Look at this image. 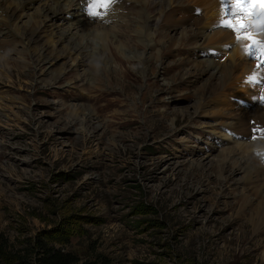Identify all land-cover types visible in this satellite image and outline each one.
<instances>
[{"label":"rangeland","instance_id":"rangeland-1","mask_svg":"<svg viewBox=\"0 0 264 264\" xmlns=\"http://www.w3.org/2000/svg\"><path fill=\"white\" fill-rule=\"evenodd\" d=\"M137 1L116 0V17L100 18V31L115 29L104 42L83 23L80 0L5 5L18 16L15 26L0 18V30L17 39L0 34V264H38L43 247L75 264H264L263 238L249 221L259 200L247 188L257 186L232 164H257L263 191L259 148L245 142L264 138L236 135L230 128L242 113L199 98L215 69L199 80L184 75L230 59L197 51L211 34L201 26L192 38L189 16L161 22L183 8L200 17L198 4ZM72 3L78 9L67 10ZM171 38L177 47L169 51L162 43ZM258 89L241 93L252 99ZM232 103L252 107L256 119L264 110L259 99Z\"/></svg>","mask_w":264,"mask_h":264},{"label":"bare ground","instance_id":"bare-ground-1","mask_svg":"<svg viewBox=\"0 0 264 264\" xmlns=\"http://www.w3.org/2000/svg\"><path fill=\"white\" fill-rule=\"evenodd\" d=\"M185 1H187L186 4H192V3L198 4V5H195V6L202 7L203 14L199 15L200 17H198L197 13L194 12L192 9L183 8V10H180L178 8V6H177V7H174V8L175 9L177 8L178 10H180L181 13L179 11H176L175 15H167L166 18L164 17V19L161 22L165 23L167 25L170 24V23H172V25H176V21L178 19H180L181 23H187V20H185L184 18L189 16L193 20V24L192 25H194V27H197V28H195L197 30V32H195L192 35V38L196 39L197 37H199L200 33H199V29L198 28L201 27V26H203L205 28V30H208V31L210 30L209 33L211 34V35H209L207 37V41L205 42L206 44L211 45V46H208V45L204 46L203 45L204 47L201 46L200 50H197V51L200 52V51L203 50L205 52H210L211 54L214 53V54H217V55L220 54L221 56L224 55L226 57H225V59H223V61L224 60H228V59H230V60H229L228 63L224 61L223 64L219 65V68H214V66L216 65L215 62L210 63V65H203L202 67L200 66V64H194L193 66L192 65L189 66L190 69H185L184 75H187V76L190 75V76H192V78H196V79L199 80L200 77H203V76H205L207 74H210L211 69H215L216 70V74H211V77L209 79L205 80L206 82L198 89L197 95L199 96L200 99L205 101L204 103H206V101H208V99L215 98L216 102L209 100L208 103L212 102V103L216 104L217 105L216 109L218 111L221 110V109H234V110H237L238 112L242 113L243 116L233 118L234 122H233L232 128H230V130L232 132H234L238 136L246 135L247 138H249V136H251V133L253 132L252 127L257 126V125L264 126V110H262L264 108H261V107H258L256 105H254V106H256V109H261L262 110V111L259 112V115H258L259 118L256 119L257 117H255V115L253 116V114H252V113H254L253 110H255V109H252V107L247 108V109L240 108V107L233 108L234 104L232 103V102L235 101V99H242L244 101V103H247V104L251 103V105H253L252 104L253 102H251L249 100L251 98L247 97L246 94H242L241 92H246V93H249V94H253L252 92L256 93L257 91H259L257 86L255 88L254 86H250V85L245 83V78L248 75H250L252 70L255 68V65H253V64H251V63H249L248 61L245 60V55L242 53V48L244 46H246L249 43V41H242V42L238 43L236 41V39H235V34H234V32L232 30L225 29L226 32L225 31L222 32V30H224V28L222 29V27H218L217 26V21H218L220 15H221V8H222V6L220 5V0H185ZM5 2H6L5 0H0V8H1L0 11L2 12V14L0 15V18H3L5 16H7L9 22L13 26H15V24H13L14 23L13 21H15V17H16V15L18 13L16 11L11 13L10 8L8 6H6V10H7L6 12L9 15L6 12H4L3 11L4 7H5V5H7L9 3V0H7V3H5ZM23 2L25 4H29V3H31V0H23ZM137 2H139V1H137ZM140 4H142V6L144 7L148 3L143 0L142 2L140 1ZM8 5H10V4H8ZM118 6H119L118 4H113L111 6V8L109 10H107V14L106 15H109L110 18L116 17V16H113V14L115 12H117V10L119 9ZM23 7L21 6L20 9H23ZM147 7H149V6L147 5ZM69 9H71V11L78 9L77 3L70 4L67 10H69ZM132 9H133V11H131V12L134 13L135 12L134 7H132L131 10ZM193 9H195V11H196V8H193ZM63 11L64 10H62V9L60 11H55L54 15L56 17L59 16V15H62ZM100 11L103 12L104 10H100ZM134 14L135 15L136 14L139 15V13H136V12ZM180 15L183 17L182 18L183 20L181 19ZM142 17H144V13L140 14V18H142ZM83 19H84L83 23L84 22H90V21L92 22V23H89V24H91V27H92V29L95 32H98L97 35L100 38V40H102L103 42L105 40H109L111 34H113L115 36V29H113L111 27H108V29L106 27H102L103 29L106 28V30L104 29V31L103 30L100 31L101 25L103 24L102 23L100 25V23L98 22L100 20V18H92L86 12H84ZM149 19H150V17H149ZM142 20H143V18L140 20V22L144 26L141 27V29L144 30L145 26H146V23L144 24L142 22ZM9 22L4 24V26L6 28L11 27ZM145 22H147V21L145 20ZM124 24L126 26H128L131 23L127 20V23H124ZM0 34H4L3 38L7 39V40L11 39L10 35H12V40L14 38V40H15L14 42L17 41V39L15 37H13L14 35L9 33V32L3 33V31L0 30ZM27 35H26V37H27ZM122 35H124V34H122ZM138 35H140V34H138ZM252 35H253L254 39L264 40V32L258 33V34H252ZM125 37H127V36H125ZM14 42H11L10 44H14ZM161 43H162V41H161ZM10 44H8V45H10ZM17 44H19V43H16L14 45L16 46ZM162 45H163V47L165 49H168L169 51H171V49L177 47L176 43L174 42V39H172V38L169 39L168 42L164 41L162 43ZM10 46L12 47V49H9L8 53H9V51L15 49L13 45H10ZM120 49H122V48H120ZM120 49L118 47V50H120ZM0 51H2L1 47H0ZM119 53L121 54L122 51L121 52L119 51ZM230 53H231V55H230ZM229 55H230V57H229ZM249 61H251V60H249ZM251 62H254V61H251ZM218 75H219V77L215 81L214 78L216 76H218ZM187 76H184L185 79H187L186 78ZM185 79H183V80L185 82H189V84L193 85L194 83H196L195 80L192 81L190 78L187 79V80H185ZM190 87H192V86H190ZM246 87H249V89H245ZM228 97H233V99L229 100L228 104H221V103L218 102V99L227 100ZM237 97H239V98H237ZM80 111H82V109H80ZM80 111H78L77 109H74V111L72 113H74L76 115H80L81 113H78ZM85 111L87 112V110H85ZM225 113H227V112H225ZM227 114H229V113H227ZM89 115L90 114L88 113V116ZM245 118H250V119L255 120V121H251V120L249 121V123L250 124L251 123L254 124V126H251V127L246 126L245 125ZM245 143L248 144L249 146H251L252 148L262 149V147L264 146V141H260V140L250 141V140L247 139ZM245 147L246 146L244 145L243 146V150L244 151L246 149ZM246 150H248V149H246ZM233 152H234L233 150L224 152L223 163L220 165V167L218 166V169H221L222 171L226 170L224 168V166L228 167V163L234 158L233 157V158L229 159V155H233L232 154ZM243 161L244 160H241V161H238V162L235 161L232 164L234 166H236L240 171H242V173L245 175V177L247 178V180L251 184V186L252 185L253 186H257L255 188L254 187H248L247 188L248 194H250L249 198L253 194H256V197L253 196V198H250V199H253V201H256V199L259 200L258 201L259 205L257 204L258 208H256L257 210L256 209L254 210L255 213L251 214L252 217L251 218L249 217L250 218L249 221L255 227L256 231H255L254 236L257 237V238H263L259 243H264V187L262 188L263 191H261L260 190L261 186L259 187L258 186L259 185L258 182H255V181H260L259 180L260 179V177H259V172H260L259 171V166L257 164H254V163L249 164L246 161H244V162ZM256 184H258V185H256ZM248 194H246V195H248ZM251 201L252 200H250V202H248L249 206H251L250 205ZM242 236H243V238H241V241L246 240L245 233H243ZM254 245H253V247H255ZM249 249H251V247Z\"/></svg>","mask_w":264,"mask_h":264},{"label":"snow or ice","instance_id":"snow-or-ice-1","mask_svg":"<svg viewBox=\"0 0 264 264\" xmlns=\"http://www.w3.org/2000/svg\"><path fill=\"white\" fill-rule=\"evenodd\" d=\"M114 3L116 0H86L85 10L90 17L101 18ZM220 3L217 26L232 30L237 42L249 41L244 50L255 61V68L245 78V83L261 89L262 95L258 99L264 103V41L254 39L252 35L255 31L264 32V0H220ZM257 134L264 138V126L253 128L252 139L258 138Z\"/></svg>","mask_w":264,"mask_h":264},{"label":"trees","instance_id":"trees-1","mask_svg":"<svg viewBox=\"0 0 264 264\" xmlns=\"http://www.w3.org/2000/svg\"><path fill=\"white\" fill-rule=\"evenodd\" d=\"M2 245L3 243H0V252ZM42 253V258L39 260L38 264H75L78 262L73 256L59 255L57 251H53V249H48L46 247L42 248Z\"/></svg>","mask_w":264,"mask_h":264},{"label":"clouds","instance_id":"clouds-1","mask_svg":"<svg viewBox=\"0 0 264 264\" xmlns=\"http://www.w3.org/2000/svg\"><path fill=\"white\" fill-rule=\"evenodd\" d=\"M254 151L262 152V151H264V149H255ZM259 163H260L261 165H264V157H261V158H260Z\"/></svg>","mask_w":264,"mask_h":264}]
</instances>
